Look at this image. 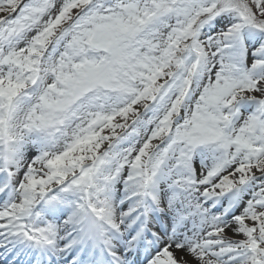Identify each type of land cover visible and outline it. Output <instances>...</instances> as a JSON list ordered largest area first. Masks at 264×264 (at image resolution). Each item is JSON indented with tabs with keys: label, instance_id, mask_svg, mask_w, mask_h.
Instances as JSON below:
<instances>
[{
	"label": "snow or ice",
	"instance_id": "6c2138e0",
	"mask_svg": "<svg viewBox=\"0 0 264 264\" xmlns=\"http://www.w3.org/2000/svg\"><path fill=\"white\" fill-rule=\"evenodd\" d=\"M0 264H264V0H0Z\"/></svg>",
	"mask_w": 264,
	"mask_h": 264
}]
</instances>
